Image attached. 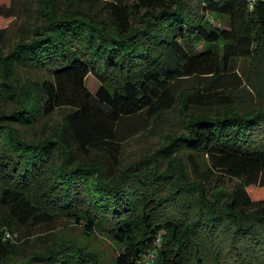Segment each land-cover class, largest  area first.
<instances>
[{
    "label": "trees",
    "instance_id": "16d2710c",
    "mask_svg": "<svg viewBox=\"0 0 264 264\" xmlns=\"http://www.w3.org/2000/svg\"><path fill=\"white\" fill-rule=\"evenodd\" d=\"M11 1H1L2 18L36 16L6 51L0 28V264H101L70 243L11 259L15 234L64 219L109 236L114 264H232L228 254L208 261L201 244L232 223L247 244L238 264H264V111H234L227 94L243 84L237 64L264 53V0ZM19 68L44 75L22 81ZM188 77L201 86L190 94L180 85ZM177 100L190 113L184 131L120 168L123 143ZM179 152L195 172L205 162L236 181L218 189L222 206L189 223L178 214L206 187L180 181Z\"/></svg>",
    "mask_w": 264,
    "mask_h": 264
},
{
    "label": "rangeland",
    "instance_id": "374dc122",
    "mask_svg": "<svg viewBox=\"0 0 264 264\" xmlns=\"http://www.w3.org/2000/svg\"><path fill=\"white\" fill-rule=\"evenodd\" d=\"M1 1L7 2L8 4L10 2V4H12L11 0H0V3H2ZM29 7H31L30 4ZM32 8L34 9V6ZM30 13H32L33 16L19 15L9 19L0 16V28H7V42L4 46L5 51L14 40L23 36L21 35L22 31L29 21L35 20V12L31 11ZM214 24L220 26L218 22H214ZM201 46L199 47L200 51H202ZM217 46L218 53L222 54L224 42L220 40ZM256 55V58L251 61H241L237 64V71L242 77L243 84L239 88L229 90L227 93L233 100L234 104L232 109L234 111H264V53L259 52ZM29 70L31 69L19 68L18 76L22 78V81L32 78L35 82L36 80L42 79L44 73ZM180 85L182 90L187 94H190L192 88L195 86L201 88L200 83L193 80L191 77L181 82ZM99 87V81L93 75H89L86 80V88L91 93L95 94ZM33 89L35 90V88ZM0 107L7 108V105L0 101ZM191 110L193 111V106ZM194 110L197 111L196 108H194ZM64 113H66V111L61 110L53 116L54 121L51 126L54 129L58 128V123L61 121ZM189 117L190 113L183 109L182 101L177 100L176 104L171 109L161 112L150 122L148 127L140 130L137 134L123 143L119 167L124 169L142 159L153 157L159 148L167 145L170 140L184 131L185 121L189 119ZM176 156L181 157L182 162H185L184 164L187 167L185 176L181 177L180 181L184 184L197 186L198 183L201 182L204 183L206 187V189L203 190L204 196L198 203L196 200L188 197L184 212H179L178 214V219L181 218L183 219L182 222L186 221L189 223L191 220L197 218L201 207H208L215 203L222 206L227 201V195H217L218 189L229 191L233 188L236 181L226 178L219 173H209L207 169L208 166L205 162L200 164L201 171L195 172L191 164H186L188 159L183 152H179ZM156 160L161 162V170H165V162L159 158H156ZM230 225L233 229L236 228V225L233 226L232 223H230ZM230 225L225 223L220 233L215 234L211 238L208 237L201 240L202 247H204L203 255L205 259L215 262L218 255L223 254L224 256L228 254V262L232 264L241 262L240 257L242 258L243 255L246 254V240L241 236H235V231L232 232L231 235ZM23 240L26 244H24ZM13 241L18 249L17 253L11 256L13 261H25L33 254L51 251L57 248L60 243H70L79 247L85 253L87 252L94 255L101 264H114V258L117 255L114 242L105 233L95 232L91 236H86L82 227L65 219L58 221L52 227H42L32 231L18 232L13 237ZM212 241L214 242L212 243ZM232 247L239 251L240 256L239 254H235L236 250L232 253L233 257L230 256L229 252ZM85 262L91 264L89 258Z\"/></svg>",
    "mask_w": 264,
    "mask_h": 264
}]
</instances>
